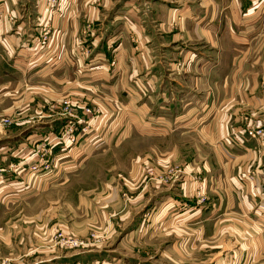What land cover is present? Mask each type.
Masks as SVG:
<instances>
[{
  "label": "crops",
  "instance_id": "0c3cea01",
  "mask_svg": "<svg viewBox=\"0 0 264 264\" xmlns=\"http://www.w3.org/2000/svg\"><path fill=\"white\" fill-rule=\"evenodd\" d=\"M78 119L73 142L64 128ZM250 127H264V0H0V207L29 205L130 131L166 143L138 173L181 163L207 191L199 204L193 182L143 186L120 219L159 223L134 244L166 259L137 249L132 264H264V144ZM39 145L47 171L30 169ZM25 219L0 264H113L109 249L47 259L23 240Z\"/></svg>",
  "mask_w": 264,
  "mask_h": 264
},
{
  "label": "rangeland",
  "instance_id": "374dc122",
  "mask_svg": "<svg viewBox=\"0 0 264 264\" xmlns=\"http://www.w3.org/2000/svg\"><path fill=\"white\" fill-rule=\"evenodd\" d=\"M48 5L55 6L47 0ZM129 133L126 141L123 139L101 147L90 158H77L79 168L75 172H64L52 186L39 195L38 191L32 192L29 205L0 207V249H7L12 243V238L18 235L17 230L11 228L12 225L18 223L17 228L20 229L23 226V218H26L24 223L26 227L29 224L30 228H26L23 240L29 249H46L47 259L54 256L68 259L74 255L73 252L98 249H109L110 253L107 254L109 253V261L113 264L134 263L137 249H140V256H158L159 259H166L165 249H143L140 244H134L135 235L146 234L149 229L160 224L150 222V218L138 223L133 220L122 221V211L125 206L135 204L140 190L150 180L161 184L193 182L191 198L195 199L196 203H203L207 197L203 183L206 177L199 172H184L181 163L177 162L169 165L164 173H157L150 166H147L143 173H138L135 166L141 165L136 163L140 157L148 155L152 145L162 147L166 143L151 140L150 136L138 138ZM258 140L264 144V141ZM159 155L164 156L161 151ZM61 182L64 184H60ZM39 215L43 219L46 215L45 223L35 221ZM146 217L148 218L149 214L145 215ZM10 218L18 220L8 221ZM40 224L45 226L47 236L39 241L37 233ZM180 227L187 230V227L182 225L177 228ZM155 241L164 244L166 238H158ZM181 243L182 250L189 255L186 240ZM148 245L145 244L147 248ZM34 256L37 254H32V257ZM195 257L202 260L200 253ZM209 257L211 256H204L203 260Z\"/></svg>",
  "mask_w": 264,
  "mask_h": 264
},
{
  "label": "built area",
  "instance_id": "2783aa9c",
  "mask_svg": "<svg viewBox=\"0 0 264 264\" xmlns=\"http://www.w3.org/2000/svg\"><path fill=\"white\" fill-rule=\"evenodd\" d=\"M48 3L51 5H56L59 3V0H48ZM70 102L66 101L65 109L69 111ZM88 112H91L90 109H87ZM8 120L5 119V122ZM81 122V119H78L76 123H70L64 128V134L68 135V139L70 141L75 142L78 138V132H77V123ZM246 133L250 138L260 139L261 141H264V129L263 128H247ZM48 148L46 145H39L34 152V155H37L39 157V162L30 165V169L32 171H38L43 170L47 171L49 169V160L46 158ZM76 244V243H75Z\"/></svg>",
  "mask_w": 264,
  "mask_h": 264
}]
</instances>
